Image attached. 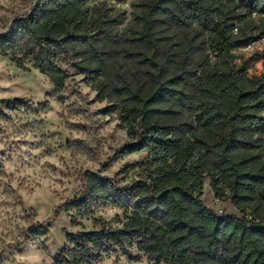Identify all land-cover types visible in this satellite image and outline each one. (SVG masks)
I'll return each mask as SVG.
<instances>
[{"label":"trees","instance_id":"obj_1","mask_svg":"<svg viewBox=\"0 0 264 264\" xmlns=\"http://www.w3.org/2000/svg\"><path fill=\"white\" fill-rule=\"evenodd\" d=\"M107 1L124 0H35L0 33V55L38 70L61 101L68 74L59 59L76 52L97 62L73 64L77 73L103 72L96 43L107 36L90 3ZM146 10L135 41L148 47L149 87L118 89L126 100L120 153L146 155L137 179L118 186L84 172L82 189L49 219L29 225L15 246L45 239L61 213H72L75 225L107 205L122 211V225L63 230L66 245L53 264H98L118 253L150 264H264V0H155ZM154 15L172 34L162 48ZM258 41L252 57H261V71L251 76L249 60L235 63L232 51ZM4 103L11 111L29 107L23 98ZM205 176L214 198L229 200L242 217L202 204Z\"/></svg>","mask_w":264,"mask_h":264},{"label":"rangeland","instance_id":"obj_2","mask_svg":"<svg viewBox=\"0 0 264 264\" xmlns=\"http://www.w3.org/2000/svg\"><path fill=\"white\" fill-rule=\"evenodd\" d=\"M34 1L0 0V33L13 18L26 14ZM154 1L90 3L98 8L99 28L107 36L96 43L105 67L99 76H86L72 66L90 60L76 52L59 59L68 74L61 101L53 95L48 78L38 70L29 65L20 68L10 57L0 55V102L23 98L29 103L27 109L18 111L9 110L6 103L0 104V264H53L58 251L66 245L63 230L75 233L97 229L101 223L122 225V211L100 205L92 216L75 218V225L70 223L72 213H61L45 239L15 246L23 240L29 225L49 219L56 206L82 189L84 172L109 178L118 186L137 179L146 155L120 153L127 143L119 116L126 100L118 89L128 86L146 91L149 87L150 68L144 58L148 47L135 39L143 31L147 6ZM152 18L154 40L162 48L172 34L160 16ZM255 53L254 47L235 48L233 61L248 59V74L257 76L261 57H252ZM90 64L97 66L94 60ZM201 194L202 204L216 214L242 217L229 200L214 198L206 176ZM98 264L150 263L145 257L129 261L118 253Z\"/></svg>","mask_w":264,"mask_h":264},{"label":"built area","instance_id":"obj_3","mask_svg":"<svg viewBox=\"0 0 264 264\" xmlns=\"http://www.w3.org/2000/svg\"><path fill=\"white\" fill-rule=\"evenodd\" d=\"M262 45V42L261 41H258L256 42L255 44H253V46H248L247 49H250V48H260Z\"/></svg>","mask_w":264,"mask_h":264}]
</instances>
